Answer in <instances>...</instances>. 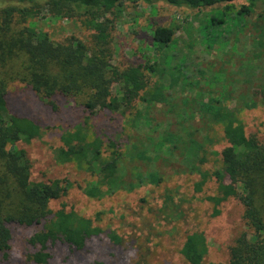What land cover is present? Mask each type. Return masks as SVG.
<instances>
[{
  "label": "rangeland",
  "instance_id": "obj_1",
  "mask_svg": "<svg viewBox=\"0 0 264 264\" xmlns=\"http://www.w3.org/2000/svg\"><path fill=\"white\" fill-rule=\"evenodd\" d=\"M47 1L0 0V25L4 24L1 10L17 8L6 23L9 32L17 34L31 28L47 34L53 43L79 39L94 51V32L86 20L95 9L73 4L67 15L57 16L48 9ZM240 3L233 2V13ZM224 6L221 3L190 9L157 0L151 4L125 2L119 9L96 12L100 18L110 20V65L122 70L155 62L177 79V85L167 89L170 104L150 108L138 104L141 115L134 127L129 125L134 109L124 115L103 109L90 113L82 103L84 95L73 98L57 94L44 101L24 82L8 84L5 97L9 112L27 116L40 127L37 137L17 144L27 152L30 179L58 178L71 183L62 199L51 200L48 207L54 211L64 202L103 230L89 238L80 251L59 240L49 244L46 264H134L141 250H146L147 264H190L180 248L185 235L193 231L203 232L207 239L209 251L203 264H227L235 238L241 232H250L237 199L226 200L220 214L211 215L206 196L216 191L212 177L201 191L194 188L200 180L198 172H211L228 146L222 124L205 115L187 117L183 111L186 91L198 98L196 92L201 90L205 100L207 91L213 89L223 93V103L236 110L248 136L264 139V100L260 95L264 89V6L258 4L246 15L228 10L221 15ZM22 7H31L34 15L22 18L18 11ZM211 17L215 21L209 24ZM219 18L221 22L217 23ZM158 26L174 30L172 44L161 51L152 46V30ZM145 74L151 85L155 77ZM163 82L168 85L171 81L166 75ZM113 84L114 93L118 83ZM243 102H255L256 106L245 108ZM78 124L86 127L88 137H99L104 144L114 143L121 153L120 172L133 182V188L94 198L84 195L81 188L95 175L73 162L60 164L53 157L54 148L60 144L59 135ZM166 132L175 134L179 147H156ZM191 139L202 145L204 153L201 148L196 151L187 146ZM138 148L139 152L145 150L146 158L139 157ZM201 154L206 159L200 163ZM154 174L160 177L158 183L148 179ZM165 190L176 205V213L170 218L161 213ZM111 232L120 237L119 243L109 239ZM30 236V227H16L6 256L0 251V264H34L31 255L37 247L29 243Z\"/></svg>",
  "mask_w": 264,
  "mask_h": 264
},
{
  "label": "trees",
  "instance_id": "obj_2",
  "mask_svg": "<svg viewBox=\"0 0 264 264\" xmlns=\"http://www.w3.org/2000/svg\"><path fill=\"white\" fill-rule=\"evenodd\" d=\"M28 3L34 0H23ZM157 0H48V9L57 16L67 15L73 4L94 8L95 12L87 18L86 24L93 30L96 49L89 51L79 39L59 44L50 41L47 34L26 28L19 33L9 32L6 23L13 10H1L3 25H0V251L6 256L13 230L30 227L29 243L37 247L31 255L34 264H46L49 258L48 245L56 240L67 243L80 251L87 240L102 233V228L90 217L67 208L64 202L52 211L48 204L51 200L62 199L71 186L68 179L33 181L30 179L29 158L18 142L28 143L40 133V127L31 118L22 114L10 113L7 107L6 91L10 82L20 81L27 84L41 100H48L60 94L66 97L84 95L83 105L93 113L98 109L124 115L133 110L129 118L130 127L138 124L141 112L138 104L150 108L157 104H170L167 89L177 85L171 72L158 63L128 66L119 70L107 62L109 52L110 20L100 18L96 12L119 9L125 2H144L151 4ZM174 6L199 9L225 3L223 12L233 13V2L240 6L233 14H248L264 0H163ZM22 18L34 15L31 7L18 9ZM214 17L208 19L212 24ZM221 22V18L217 19ZM174 30L158 26L152 30V46L161 51L172 44ZM145 71L155 77L149 85ZM171 81L165 85V76ZM118 86L113 93V83ZM196 85V84H195ZM204 100L201 90L191 97L183 94L184 114L208 116L213 122L222 124L223 137L228 146L221 152L218 164L211 172L199 171L200 180L195 190L201 191L209 177L216 183L215 194L206 196L211 203V215L220 214V206L230 198L237 199L242 205V218L250 232H241L229 248L227 264H264V139L248 136L235 109L229 108L221 100V94L211 89ZM224 95V94H223ZM264 100V89L260 90ZM200 97V98H199ZM245 108H253L255 102H243ZM86 127L78 124L59 135V146L54 148L53 157L60 164L76 163L95 179L88 182L82 191L94 198L112 194L118 189H131L132 181L125 179L120 172L121 153L114 143L104 144L99 137H88ZM156 143V147L169 150L177 145L178 138L172 132ZM146 144V141H145ZM144 144V145H145ZM187 146L203 152V147L194 139ZM200 153V152H199ZM146 158L145 150L139 152ZM206 157L201 154L198 162ZM97 166V171H95ZM151 183H158L160 177L149 176ZM161 213L170 218L176 213V205L168 190L162 195ZM38 228L37 230H33ZM109 239L120 242V237L111 232ZM209 246L203 232L193 231L185 235L180 253L190 264H203ZM146 250L139 252L134 264H147ZM207 264H216L209 262Z\"/></svg>",
  "mask_w": 264,
  "mask_h": 264
}]
</instances>
